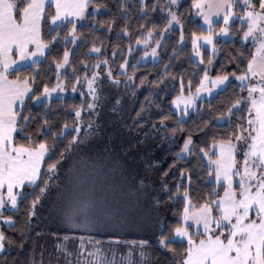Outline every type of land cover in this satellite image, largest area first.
<instances>
[{
    "label": "snow or ice",
    "instance_id": "obj_1",
    "mask_svg": "<svg viewBox=\"0 0 264 264\" xmlns=\"http://www.w3.org/2000/svg\"><path fill=\"white\" fill-rule=\"evenodd\" d=\"M138 3L140 18L147 23L139 25L141 32L135 36V44L151 48L155 57L157 48L163 46L156 37L163 38L170 27L180 24L182 5L180 0H138ZM92 4L94 0H0V222L9 228H16L13 214L19 212L22 205H26L24 210L31 224L37 207L43 206V202L53 195L56 197L55 211L71 233L95 234L119 215V208L99 201L87 181L80 178L79 161L73 159V154L85 143L79 135L83 131L82 112L91 116L100 101L97 81L102 73L99 69L104 68V78L116 86L123 83L136 87L135 76L127 72V59L118 68V74L126 77L123 81L116 78L107 58L98 59L92 66L83 65V78L76 76L72 90L75 92L77 87L86 84L87 91H81L80 95L90 99L86 108L75 109L71 129L65 124L54 131L46 117L40 120L25 114L29 101L42 104L51 99V93L63 92L65 85L58 82L49 88L45 84L40 93L34 88V78L20 74L21 67L29 62L37 64L41 57L47 58L46 52L56 48L62 40L65 45L63 55L55 62L59 80V70L71 64L70 51H75L66 45L79 43L78 22L89 16L95 17L101 7L96 3L89 11ZM120 7L123 9L124 4ZM191 7L208 25L207 32L190 34L192 51L200 58V64H204L200 49L207 51L209 46L212 54L207 63L212 64V57L217 53L214 37L238 36L241 41L243 50L229 58L233 70L210 77V69L205 67L195 92V96H199L201 92H211L208 84L216 87L238 81L240 92L221 117L227 116L230 120L232 115L242 112L241 123L235 124L220 138L213 136L211 143L202 142L203 146H198L191 134L178 145L173 164L176 160L199 158L208 178L205 183L212 185L210 189L194 198L192 170L174 167L172 177L179 174L180 179L172 184L167 179L157 182L141 177L138 184L133 185L137 194L135 200L143 209L157 214L159 233L155 246L166 251L171 264H264V0H191ZM157 12L161 14L159 19L166 21L163 28L152 22ZM149 13L153 14L152 18ZM99 23L103 24V21ZM214 23L220 24L218 32L213 29ZM107 27L111 31L113 24L109 23ZM62 28L68 29L63 35ZM118 35L129 40L128 51L131 52L133 37L128 26L125 25ZM180 41L181 48L185 47L183 31ZM153 42L155 47H152ZM173 52L171 58L175 59V49ZM92 53L101 55V48L94 44L90 55ZM116 54L114 50L113 63ZM89 67L93 69L91 76L88 75ZM131 67L135 69L136 66ZM75 71L73 69V75ZM183 91L181 78V95L171 103L175 106L174 112L179 110L187 115L195 100L191 81L187 87L189 95L184 96ZM115 103L119 104L120 100L116 99ZM182 118L178 119V124ZM160 119V127L168 129L164 121L169 117L161 114ZM33 123L35 127H31ZM87 127L93 134L97 131L91 122ZM170 131L174 137L177 128ZM65 140L66 143L57 147L58 142ZM163 175L167 177L168 172ZM161 206L171 213V221L166 222L160 216ZM69 239V235H64V241ZM79 241L75 264H137L135 256L139 257V264H145L151 255L147 251L148 240L138 244L126 242L130 247L121 253L119 262L116 252L109 256L94 235L87 238L82 235ZM12 244L13 240L0 227V254ZM23 247L21 240L20 248ZM56 248L64 254L65 264H73L69 258L74 253L66 244L57 243ZM40 255L39 261L33 256L30 264H44L43 253ZM0 264L9 262L5 258Z\"/></svg>",
    "mask_w": 264,
    "mask_h": 264
},
{
    "label": "trees",
    "instance_id": "obj_2",
    "mask_svg": "<svg viewBox=\"0 0 264 264\" xmlns=\"http://www.w3.org/2000/svg\"><path fill=\"white\" fill-rule=\"evenodd\" d=\"M96 3L101 5L97 15L95 17L89 16L81 24L77 25L76 31L79 43L77 45L71 43L66 45L69 50L75 49V51L74 53L70 51L71 64L59 76V80L57 79L55 62L63 55L65 45L62 40L57 43L56 48L46 52L47 58L37 64L22 67L20 74L25 78H34V88L38 89L40 93L43 92L45 84L52 88L59 81L63 82L67 91H71L76 76L83 78L84 64L92 66L96 64L98 59L104 60L107 58L113 72L117 74L116 78L126 79V77L118 74L117 69L119 64L127 59V72L128 75L135 76L136 87H129L128 94L125 96L127 108L125 110L122 107L120 112L126 113L127 123L133 125L134 128H145L146 126L153 128V124L156 125L154 129L157 133V138L165 149L163 159L157 170L158 180L167 179L169 184H172L180 179L179 174L174 178L172 177L174 167L191 169L193 173L192 192L194 198L198 197L202 192L210 189L212 185L205 183L208 178L199 158L189 157L188 160H176L175 165L173 164L176 153L179 151L178 145H182L184 138L191 134L198 146H203L202 142L211 143L213 136L220 138L222 135H226L235 124L241 123L239 117L242 112L235 113L230 117V120L227 116L221 117V113H226L227 108L239 94L240 89L238 84L232 81L212 97L198 101L195 110L188 114L185 119H180L179 124L177 123L179 117L171 108V101L181 94V78L184 84L183 93L186 94L189 93L187 91L189 81H191L193 91L199 84L205 67L210 69L209 75L212 77L224 72H231L233 64L229 63V58L237 54L238 50H243L239 37L232 36L228 41L216 40L217 53L212 57V64L209 65L207 63L208 56L211 54L205 49L201 50L204 64H197L192 59L190 34L194 31H207L200 26V19L196 14V9L191 7V0H183L179 9L180 31L172 30L169 37L163 39L161 43L163 46L158 50V61L156 63L137 65L144 50L134 48L136 46L135 36L140 35L141 29L139 25L147 23V21L140 18L138 0H94V4L89 6V11L92 10ZM121 3L124 4L123 9L120 7ZM125 10L127 11L125 12ZM122 13L125 14L122 15ZM160 15L159 12L155 13V19L152 22L163 28L166 21L160 20ZM152 16L153 14L149 13V17L152 18ZM99 21H103V24L99 23ZM109 23L113 24L111 31L107 27ZM236 23L238 24L239 21ZM125 25L128 26L129 32L133 37L131 52L128 51L129 40L122 35H118ZM219 26L220 24H215L213 29L218 30ZM68 27L70 28L71 25ZM44 31L47 32V26H45ZM67 31V28H62L61 34L63 35ZM181 31L184 33L183 44L185 47L183 48H181L180 41ZM94 44L101 48V55H90ZM173 49H175V59L171 58L174 55ZM114 50L117 52L114 57L115 63H113ZM132 65L136 66L135 69L131 67ZM165 66H167V74H165ZM73 69L76 70L75 75L72 74ZM92 70L89 67V76H91ZM99 71L103 72L104 68L99 69ZM141 79H143V83H141ZM81 91L86 92L84 86L82 88L77 87L74 95L68 94L63 99H53L42 104H34V101H29L25 114H30L40 120L46 117L53 125L54 131H57L65 124L71 129L75 120V109L82 106L86 108V104L90 99L88 96L81 97ZM137 113H140V115L138 116ZM161 114L169 117V119L164 121L168 125V129L160 127ZM91 119L92 115L89 116L86 111L82 112V121L84 123L91 121ZM138 121L140 122L138 123ZM35 126V123L31 125V127ZM173 128H177L174 137L170 131ZM180 129H183V131ZM71 134L74 135L76 133ZM66 142V140L58 142L57 147ZM165 171L168 172L167 177L163 175ZM162 198L166 200V197ZM25 208L26 205H22L21 210L13 214L17 222L15 229L9 228L0 222V227L13 240L12 246L5 253L0 254V262L6 258L9 264H14V262L15 264H30V259L33 256L39 261L42 252L44 264H56L57 258H54V255L59 252L56 245L57 243H65L63 240L64 235L70 236L69 242H75L82 235L86 238L88 236V234L81 232L71 233L56 228L53 224L50 210L45 204L37 207L36 215L31 218V224H29ZM8 214L10 213H5V215ZM160 216L166 222L172 219L171 213L165 206H161ZM36 233H39V235H36ZM158 233L159 223L155 226L152 236L130 238L127 241H136L137 244L141 240L149 241L147 251L151 255L145 261V264H171L170 257L166 251H162L155 246ZM94 238L100 242L110 240L109 237L96 235H94ZM21 240L24 241L23 249L20 248Z\"/></svg>",
    "mask_w": 264,
    "mask_h": 264
},
{
    "label": "rangeland",
    "instance_id": "obj_3",
    "mask_svg": "<svg viewBox=\"0 0 264 264\" xmlns=\"http://www.w3.org/2000/svg\"><path fill=\"white\" fill-rule=\"evenodd\" d=\"M182 1L183 0H180V3ZM198 17L200 19V26L207 31L208 25L203 22L199 15ZM213 19L215 20L216 18L213 17ZM83 21L84 20L79 21L78 24H81ZM220 23H222V21ZM215 24L219 23H214L213 25ZM172 30L180 31V24L170 27L163 38L157 36L156 39L161 40L162 43L163 39L169 37ZM214 31L218 32L219 29ZM231 37L232 36H216L214 37V42L216 40L228 41ZM155 46L153 42L152 47ZM134 48L144 50L137 65L156 63L158 61L159 48H157V55L155 57L151 54V48H145L143 45H136ZM202 49L203 48H201L200 51ZM207 50L212 54L210 46ZM145 52H147L148 55H145ZM91 55L97 56L95 53ZM43 59L44 57H41L39 62L43 61ZM192 59L197 64H200V58L196 57L193 51ZM30 65L33 64L29 62L27 66ZM67 66L68 65L59 70V76L66 70ZM104 72L105 69L101 72L102 76L97 81L100 101L98 102L97 109L92 114L91 121H89L93 123L97 131L93 134L87 127L89 122L82 123L83 131L79 133V135L85 139V143L73 154V159L79 161L78 169L80 178L87 181L88 185L93 189L97 199L101 202L106 201L109 205L120 209L119 215L110 219L97 233L84 234L99 235L102 237L117 235L124 239L122 242H126L130 238L152 236L153 230H155V226L158 223L157 214L155 212H149L137 205L135 200L137 194L133 185L138 184L141 177H148L151 180L159 181L157 178V170L163 159L165 149L157 138V133L154 128L147 126L145 128H134L133 125L127 123L126 113H121L120 110L122 107H124L125 110L127 108L125 105V96L128 94L130 86H125L123 83L119 86L112 84L109 80L104 78ZM119 79L121 81L125 80L120 77ZM59 82L63 83L62 81ZM234 82L239 84L238 81ZM84 87L85 91H87L86 84ZM207 87L211 89V92H201L199 96H195L196 88L192 91L195 100L193 105L189 107L187 115L195 110L198 101L212 97L226 86L218 85L212 87L211 84H208ZM68 94L74 95L75 92L73 90L67 91L66 89L63 92L57 90L51 93V99H46L44 102H49L53 99H63ZM183 95L188 96L189 93H183ZM175 98H173V100ZM116 99L120 100L119 104L115 103ZM33 103L38 104L36 101ZM171 108H175L172 103ZM181 108H183V105H181ZM175 113L179 118L183 117L181 120L187 117V115H184L179 110L175 111ZM148 165H152V167L147 168ZM55 199L56 197L53 195L45 200L43 204L47 205L49 208L53 224L56 228L61 231H67V226L62 222L55 211ZM79 242L78 239L75 242L65 241L64 243L68 250L74 253L73 256L69 258L73 261V264H75L77 258L75 253L78 251ZM102 245L107 252L104 243ZM129 247L130 243H128V247H126L127 250ZM58 254L54 255V258H57L56 264L65 263L64 254L61 251H59ZM134 259H136L139 264V257L135 256Z\"/></svg>",
    "mask_w": 264,
    "mask_h": 264
},
{
    "label": "crops",
    "instance_id": "obj_4",
    "mask_svg": "<svg viewBox=\"0 0 264 264\" xmlns=\"http://www.w3.org/2000/svg\"><path fill=\"white\" fill-rule=\"evenodd\" d=\"M63 231H66V230H63ZM96 236H99V235H96ZM109 238H110L109 241L101 242V243L102 244L104 243L105 247L107 248V253L109 254V256H111L113 251L116 252V259L119 262L121 253L127 251L126 247H128V243H126L127 241L122 242L124 239L122 237L117 236V235H110ZM63 264H65V263H63ZM137 264H138V262H137Z\"/></svg>",
    "mask_w": 264,
    "mask_h": 264
}]
</instances>
